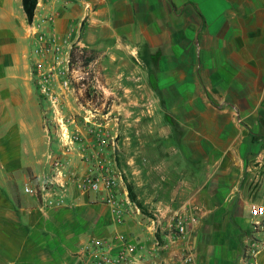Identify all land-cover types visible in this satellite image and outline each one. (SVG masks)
Segmentation results:
<instances>
[{
    "label": "crops",
    "instance_id": "0c3cea01",
    "mask_svg": "<svg viewBox=\"0 0 264 264\" xmlns=\"http://www.w3.org/2000/svg\"><path fill=\"white\" fill-rule=\"evenodd\" d=\"M41 32L68 52L95 54L101 100L152 117L148 147L163 156L151 162L169 185L158 211L162 220L189 214L185 239L153 234L143 215L117 225L98 194L69 187L59 169L48 178L41 138L32 140L40 128L26 123L39 112L32 61ZM1 174L0 264H81L97 242L111 243L116 264L118 235L136 246L131 264H179L188 252L193 264H247L258 240L255 264H264V220L254 227L246 213L253 200L264 206V0H37L31 24L22 0H0ZM16 230L24 240L9 235Z\"/></svg>",
    "mask_w": 264,
    "mask_h": 264
},
{
    "label": "rangeland",
    "instance_id": "374dc122",
    "mask_svg": "<svg viewBox=\"0 0 264 264\" xmlns=\"http://www.w3.org/2000/svg\"><path fill=\"white\" fill-rule=\"evenodd\" d=\"M66 57L64 54L54 75L59 80L69 78L70 89L67 97L57 100L53 105L37 93L36 105L39 112L34 117L26 118L31 129L40 128L37 129L40 133L37 132L32 140L41 138L39 158L44 160V172L48 178L54 177L57 172L54 162L58 160L59 171L63 177H69L67 184L71 187L80 179L79 175L83 171V164H87L86 160L87 165L92 168L107 158L110 162L108 167L121 186L120 191L125 190L129 198L140 207L142 218H154L159 215L158 208L168 203L166 195L169 185L164 181V166L151 162L155 155L163 156V150L155 151L148 147V126L152 117H133L130 115L131 111L124 114L116 109L123 104L124 108L134 106L130 102L101 100L100 84L95 82L97 79L101 83V72L96 74L97 64L93 62L96 59L95 54L83 51V55H79L76 48L69 53L68 61ZM32 62L35 64L34 60ZM54 89L58 92L56 87ZM140 107L147 110L154 106L151 101H142ZM44 111L48 114L44 115ZM44 118L49 120L48 138L42 130ZM15 120L19 123L22 118L17 117ZM70 138H77L72 145H69ZM67 150L69 154H63ZM81 150H85L84 158L81 157ZM49 154H52L51 158L48 157ZM75 165L78 167H74ZM71 170L77 172L69 175ZM7 178L4 174L0 175L2 185L7 184ZM45 183L49 184L47 181ZM54 185L62 188L59 183ZM252 202L257 203L254 200ZM10 234L13 240L25 239L18 230L10 231ZM95 248L87 247V250L92 251Z\"/></svg>",
    "mask_w": 264,
    "mask_h": 264
},
{
    "label": "built area",
    "instance_id": "2783aa9c",
    "mask_svg": "<svg viewBox=\"0 0 264 264\" xmlns=\"http://www.w3.org/2000/svg\"><path fill=\"white\" fill-rule=\"evenodd\" d=\"M35 64L34 70L37 75V88L39 94L52 102L67 97V91L70 89V80L68 77H64L59 80L54 74L57 66L60 65L64 54L67 55L66 60L69 58V53L66 51L62 44H59V38L49 33H35ZM78 54L83 55V48H77ZM68 61V60H67ZM50 73V74H46ZM52 73V75H51ZM99 73L96 72V74ZM95 82L99 84L96 79ZM56 87L57 90L54 89ZM47 115V111L43 112ZM48 118L43 119V130L47 135L49 133ZM77 138H70L69 145H72ZM70 150V147H68ZM81 157L86 156L85 150L80 151ZM52 154L48 157L51 158ZM55 160V158H54ZM88 164V160H86ZM110 162L107 158L97 163V166L90 168L85 175L75 182V187L80 193H96L101 197V201L109 208L112 220L117 225H122L127 219L133 216H141V210L138 205L133 202L128 193L120 191L121 186L117 182V178L112 174L108 164ZM56 169H59L60 162L56 160L54 162ZM51 184V183H50ZM24 192L31 194L36 191L29 187L24 188ZM63 202L57 200L53 202L48 199L45 201L46 207H54L61 205ZM247 216L251 220L254 227H262L261 222L264 220V206L258 203L251 204L247 209ZM190 221L189 214L185 212H176L171 214L167 220H162L161 215H157L151 219V231L153 234L158 232H165L166 240L185 239L189 233L188 223ZM118 244L115 254L116 264H131L132 262L138 263L140 259L136 257V246L131 243L123 235H118L115 240ZM114 243V242H113ZM111 243L97 242L95 250L84 249L81 259V264H112L109 260L106 251H108ZM169 242L165 243L163 247H168ZM263 245V240L254 241L245 250V261L247 264H255V259L259 253L260 247ZM154 258V257H153ZM152 264H159L158 261L153 259ZM179 264H193L191 253L188 252L183 260Z\"/></svg>",
    "mask_w": 264,
    "mask_h": 264
},
{
    "label": "trees",
    "instance_id": "16d2710c",
    "mask_svg": "<svg viewBox=\"0 0 264 264\" xmlns=\"http://www.w3.org/2000/svg\"><path fill=\"white\" fill-rule=\"evenodd\" d=\"M36 4L37 0H22V9L29 24L33 21Z\"/></svg>",
    "mask_w": 264,
    "mask_h": 264
}]
</instances>
